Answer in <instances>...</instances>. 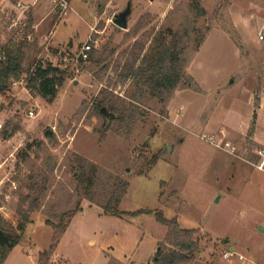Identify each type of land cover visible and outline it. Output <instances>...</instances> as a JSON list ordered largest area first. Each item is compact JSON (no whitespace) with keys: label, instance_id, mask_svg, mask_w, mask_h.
<instances>
[{"label":"rangeland","instance_id":"rangeland-1","mask_svg":"<svg viewBox=\"0 0 264 264\" xmlns=\"http://www.w3.org/2000/svg\"><path fill=\"white\" fill-rule=\"evenodd\" d=\"M23 1L13 49L22 47L25 71L0 96V216L16 242L0 247L4 264H39L55 233L47 221L78 206L46 264H155L158 251L176 249L160 210L195 229L181 264L263 263L264 0ZM128 3L123 28L114 19ZM161 33L192 80L168 100L126 76ZM86 41L92 59H78ZM48 62L71 73L53 101L24 80ZM106 98L110 116L99 108ZM116 193L118 208L154 212L107 214Z\"/></svg>","mask_w":264,"mask_h":264},{"label":"trees","instance_id":"trees-1","mask_svg":"<svg viewBox=\"0 0 264 264\" xmlns=\"http://www.w3.org/2000/svg\"><path fill=\"white\" fill-rule=\"evenodd\" d=\"M175 41L176 40L173 39V42H168L167 36L161 33L155 38L149 50L144 54L140 66L133 67L130 70V73H127L126 76L128 77L129 74L134 75L138 81H142L143 84L152 88V90L163 97L164 100H168L179 86L182 84L188 85L192 82L191 79H188L189 76H187L183 69V51L182 49L176 50L177 44ZM23 56L24 52L20 46L16 49H12L5 60H0V96L11 89L12 83L15 80L22 78L23 72L25 71ZM89 59H92V57ZM70 76L71 73L68 72L66 68L48 62L47 64L40 63L33 69L28 70L27 76L24 80L30 90L37 91L48 101H53L59 92V88ZM104 105L110 106V109L117 111L112 100L109 101L107 98L102 99L99 106L100 110L102 107H105ZM17 129L18 126H15L11 131H4L5 136H12ZM157 159L158 157H154L152 163H155ZM32 187L33 186H31V188ZM127 188L128 183L123 186L121 194L124 193ZM121 194H113L110 198L109 203L105 206V212L107 214L115 216H137L142 213L154 212V210L149 208H139L136 210H123L118 208V204H120L122 200ZM24 197L25 196H23V198ZM113 202H115L117 206L112 205ZM79 210L80 207L78 206L62 213L58 223L49 220L47 221L48 224L52 225L55 233L49 249L40 253L39 264H46L50 254L54 252L58 246L73 216ZM155 215L158 221L168 227L166 234L167 241L176 246V249L166 247L167 249L163 248L161 251H158L155 257V264H181L191 260V255H189L188 252H191L196 245V240L194 239L195 229L180 226L176 217L168 218L161 210L155 211ZM1 219L2 217L0 216V226L4 229ZM31 221L29 213H24L23 219L19 221L17 229L24 232ZM8 254V251L0 253V264L5 263ZM118 263L122 264L120 259L111 256L108 264Z\"/></svg>","mask_w":264,"mask_h":264},{"label":"built area","instance_id":"built-area-1","mask_svg":"<svg viewBox=\"0 0 264 264\" xmlns=\"http://www.w3.org/2000/svg\"><path fill=\"white\" fill-rule=\"evenodd\" d=\"M62 6H66L65 0L61 1ZM28 3L23 0L13 2L12 0H0V60H5L9 52L18 43V35L24 30V16L28 8ZM92 51V44L86 41L82 46L78 59L88 60ZM30 115H35L34 110L29 111ZM1 127V125H0ZM2 162V161H1ZM0 162V164H1ZM264 167V160L261 168ZM14 186H16V183ZM237 255L234 247L224 253L225 258H229ZM239 257L244 258L243 254H239Z\"/></svg>","mask_w":264,"mask_h":264},{"label":"water","instance_id":"water-1","mask_svg":"<svg viewBox=\"0 0 264 264\" xmlns=\"http://www.w3.org/2000/svg\"><path fill=\"white\" fill-rule=\"evenodd\" d=\"M131 13L132 6L131 3H128L127 7L116 15L114 19L115 23L120 27L127 28L129 24V16L131 15ZM102 111L108 116L112 115V113L106 107H102ZM15 243L16 242L13 240V237L0 226V247H13ZM158 250H160V247L158 248Z\"/></svg>","mask_w":264,"mask_h":264},{"label":"crops","instance_id":"crops-1","mask_svg":"<svg viewBox=\"0 0 264 264\" xmlns=\"http://www.w3.org/2000/svg\"><path fill=\"white\" fill-rule=\"evenodd\" d=\"M67 228H68V227H67ZM66 231H67V229H66ZM66 231H65V233H66ZM65 233H64V234H65ZM64 234H63V235H64ZM260 264H264V262H263V263H260Z\"/></svg>","mask_w":264,"mask_h":264}]
</instances>
